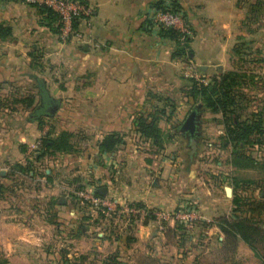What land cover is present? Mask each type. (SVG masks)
I'll return each mask as SVG.
<instances>
[{"label": "crops", "instance_id": "obj_1", "mask_svg": "<svg viewBox=\"0 0 264 264\" xmlns=\"http://www.w3.org/2000/svg\"><path fill=\"white\" fill-rule=\"evenodd\" d=\"M84 1L94 6L89 18L76 23L84 36L66 43L57 40L55 23L34 5L0 1V23L11 26V34L0 37V253L8 264H93L96 250H116L133 264L139 254L178 253L183 246L180 235L190 245L220 244V229L204 227L198 220L230 213L232 200L221 182L225 171L220 160L214 165L199 157L197 130L192 138L172 124L180 126L188 114L187 101L173 95L184 83L183 75L193 70L185 63L179 69L175 40L148 22L156 0ZM177 1L189 24L201 32L190 40L195 64L207 70L216 59L230 57L227 49L233 40L240 50L234 57L259 60L241 70L264 74V0ZM42 90L58 106L41 116V124L22 99L34 95L33 105ZM162 107L165 114L159 112ZM154 111L160 144L133 122L136 114ZM47 130L51 135L69 131L71 148L53 155L30 152ZM107 133L118 140L113 148L101 149ZM177 134L184 137L181 144ZM16 164L28 166L31 174L44 172L26 178L40 186L36 195L46 203L45 212L32 211L27 224L4 220L5 186L15 181ZM86 185L96 191L104 187L105 194L117 195L120 202L138 201L167 213L185 203L183 196L191 191L198 205L196 218L183 221L170 215L165 220L140 217L122 222L87 201L68 197ZM107 218L112 222L108 226ZM103 227L116 238L103 236Z\"/></svg>", "mask_w": 264, "mask_h": 264}, {"label": "rangeland", "instance_id": "obj_2", "mask_svg": "<svg viewBox=\"0 0 264 264\" xmlns=\"http://www.w3.org/2000/svg\"><path fill=\"white\" fill-rule=\"evenodd\" d=\"M165 1H168V0H165ZM169 1H172V0H169ZM23 2L24 4L27 3L26 1H23ZM89 4L91 5L93 9L94 7L93 4L92 3H89ZM181 8H183L182 5H181ZM195 8H196V11H198V8L197 7ZM183 11L185 12L184 8H183ZM186 15L187 13H185V17ZM199 17H202V16L199 15ZM185 20L187 21V19ZM187 23L189 24L188 21ZM190 23L191 25L189 24V26L192 30V35L189 37V42H188L189 49H190V40L194 39L197 34L201 35V32L199 30L198 31L195 30L194 28L195 26L192 24V22ZM56 38L60 43H62V40L59 37V31L56 34ZM214 38L215 37L213 36L212 41L214 40ZM75 40L77 39L75 38ZM177 43L178 42L175 40V47L173 48L174 49L173 51H175L176 47L178 46ZM231 43L233 44L231 45ZM231 43H230V47H228L227 49L228 50L227 53L230 55V57H227L226 59H222V60L216 59L214 63H211L209 65V69L207 70L200 68V64H195L194 60L190 57L191 49L189 51V56L187 55L188 57L186 55L184 56L175 55V57H178L179 69H181V65L183 66L184 65L183 63H185V67L190 69V71L193 70L197 74V77L194 76V79H197L199 82H203V83H211L213 82L214 78L218 79L219 76L222 73H225L226 71L234 70L235 68L239 70H241V68L247 69V68H250L251 65L253 66L257 65L256 63L259 62V60L257 61V59H255V63H253V61L250 58L241 59L239 57L238 58L234 57L237 52H240V50L237 51L238 50V48H236L237 43H234L233 40ZM11 52H12V49H11ZM237 59L239 62L236 61ZM260 59H263V58H260ZM219 62H222L224 64L220 66L215 64ZM241 71H244V70H241ZM247 71H248L247 74H250L253 76L254 82L251 84V81L247 80L248 82L247 86L246 87L244 86L243 88V92L247 95L248 98L245 99L243 97L240 100L242 104H246L243 112H241V117H243L245 113L248 114L250 111H252V109H255V108L257 109L256 111H261L264 113V74L256 72L257 73L256 75L254 72L250 71L249 69ZM207 72L210 73L209 76L206 75ZM184 78H185L184 83L181 82L182 84L180 85V89L176 91V93H174L173 96L180 100L183 99L187 101V105H189L188 112L191 109L197 110V139L196 140H197V143L199 144L198 148L200 149V152H201L200 156L199 155L198 156L200 158H204L205 162H211L214 165H216V162L219 160L222 162V168L225 171V179L222 180L221 182L222 184H225L226 186L231 187V194L227 195L228 200L230 199L232 200V197L235 194H240L241 196L251 195L255 198H259L264 193V121L262 122L259 130H256L255 132L251 133L250 142L239 144V143L232 141L229 138L228 133H227V126H226V123L224 122V115L220 111L215 110L211 108L210 106H207L203 102L202 96L199 93H197L195 97H193V95L191 94L192 79H190L192 78V76H189L188 74L183 75V79ZM232 93L234 94L235 99L236 98L239 99L234 89L232 90ZM24 94H21V95H24ZM236 109L239 112V109L238 108ZM234 114L235 112L233 111L229 115L234 117ZM45 124L49 125L48 122H45ZM172 124L175 125V127L177 128L180 127L179 126L180 123L178 122H176L175 124L174 123ZM40 127L42 128V126ZM218 128L222 129V132L219 134L217 133ZM55 134H52V135H55ZM177 136H178L177 139H179V142L181 144L182 140H184V137L182 138V135L180 134H177ZM41 139L42 138H40L38 142L36 141L34 142V145L31 146L30 152L41 150ZM71 139L73 141L74 137L72 136ZM234 146L237 147L239 151H241V153L244 154V156H241V158H239V166H234L232 163V160H233L232 149L234 148ZM16 174L17 175L13 176L14 179L16 178L15 181L14 182L11 181L8 186H5L7 190L4 187V190H6V192L4 191L6 193L5 195L6 197L5 196L4 197L8 201L7 203L8 205L5 206L3 209L5 211L4 220L6 221L11 220L13 222L18 221V222L27 224L28 221L31 220L30 213H33L32 211H35V213L45 212L46 203L41 200L42 196L40 197L39 195H36V191L38 190V188H40V186H38L36 182L34 181L31 183L27 182L28 180L26 178L30 176H35V175L37 177H40L42 176V174H44V172L42 171V169H37L36 173L34 172V174H31L30 172L24 171V169L22 168L20 170L18 169ZM85 188H93V187L90 185H86ZM76 190L77 189H75L71 194L69 193L68 197L70 198L71 196L73 200H76L77 202H79V200L84 201L82 197H80L75 192ZM192 193L193 192L190 191L186 193L187 195L183 197H184V200L186 201L185 203L190 202L195 206V209H197L198 205L196 203V195H192ZM11 199L14 202L13 201L11 202ZM73 200H70L69 202H67V204H69V207L74 206ZM133 202L139 203L138 201H133ZM117 205L118 207H120L119 203H117ZM180 206L181 204L176 206L173 209L172 213L175 210L179 209ZM233 207L234 206L232 204L230 213H224V214L225 215L232 214L231 210ZM93 208L98 211H102L103 213L112 214V216L115 217L117 220H120V221L123 220L122 222H124V218L125 220L128 218L125 215L126 213L124 212H121V213L112 212L111 213V211L108 212L105 209L104 210L101 209V207L93 206ZM147 213H150L151 216L150 214H147L144 218H147L149 216L155 218V216L153 215V212H151V209ZM220 215H223V214H219L213 217L212 219H199L198 221L204 227L209 226V225H216L217 218ZM137 216L138 215L136 216L130 215L129 218L138 219L139 217ZM255 217L257 219H260V221L263 222L262 227H264V213H262L261 215H255ZM107 219H108L107 220V226H108V224H111L112 222L109 220V218ZM161 220H165V219H161ZM108 221H110L111 223L110 222L108 223ZM121 225H123V223H121ZM184 228L185 227H183L182 229ZM107 230H108L107 228L106 229L104 228L102 230L101 233H103L102 234L103 236L110 233V231H107ZM111 232L114 233V231H111ZM111 236L116 238L115 234H111ZM181 236L182 235H180L177 239H179L178 240L179 243L182 240L183 246H182V249H180L178 253L174 254V251L171 252L169 250V251H163L159 255L158 254L153 255L154 258H157L156 261H158L157 262L158 264H213V262L215 261H220L219 253L220 251H222V249H221L220 244H218L216 241H215V244L208 242L207 244L196 243L194 245H190L186 242L187 237H181ZM195 238L197 239L198 237H195ZM186 245H189L191 247L186 246ZM144 256H145L144 254L136 255L133 258L134 260H132V263L138 264V261H141L142 260L141 258H143ZM0 257H1V253H0ZM112 257H113V260H112ZM90 261H93L94 262L93 264H106L105 261H110V262L112 261V263L116 261H121V264H127L126 262L127 261L130 262V259H128V257H126L125 254H122L116 250H114L112 253L108 252L106 254H102L99 252V250H96L95 255H93V258ZM226 264H259V258L253 255L248 250L247 247L241 246V248L236 253H233V254L228 253V259L226 261Z\"/></svg>", "mask_w": 264, "mask_h": 264}, {"label": "trees", "instance_id": "obj_3", "mask_svg": "<svg viewBox=\"0 0 264 264\" xmlns=\"http://www.w3.org/2000/svg\"><path fill=\"white\" fill-rule=\"evenodd\" d=\"M0 1L4 2L6 0ZM170 2L172 9L181 10L185 16L183 8H181V5L177 0H172ZM164 3L165 0H156L153 2V6L163 7ZM29 4L34 5L41 12L46 13V17L55 23V26L53 25L54 32L57 33L59 31L58 18L52 10L41 5L32 3ZM148 22L152 25L150 21ZM157 29L160 33L164 35L166 34L178 42V46L173 52L174 55L189 56L190 49L186 51L185 45L180 44L178 41V35L173 28L162 26ZM10 34L11 26L5 23H0V37H6ZM188 42L186 43V46H188ZM190 79H192L191 94L193 97L199 93L202 96L203 102L207 106L220 111L224 115V122L227 126L229 138L239 144L250 142L251 133L259 130L262 122L264 121V113L261 111H256V108L252 109V111H250L248 114L245 113V115L241 117V112H243L246 104H242L240 100L243 97L245 99L248 98L243 92V88L244 86H247V80H250L251 84L254 82L253 76L247 74L246 72L234 69L222 73L218 79L214 78L213 82L211 83L199 82L193 77ZM43 86L44 85L40 84V90L41 88H44ZM233 89L235 90V93H237L239 99L234 98V94L232 93ZM43 93V90L42 92H39V100L33 105L32 102L34 95L27 94L22 99L23 102L31 106L35 118H38L39 123L41 124L43 122L41 120V116L43 114H52L42 111L45 104L47 103V97ZM236 108L239 109V112ZM165 109L166 107H162L159 112L165 113ZM233 111L235 112L234 117L229 115ZM134 118L136 129L140 133L150 135L156 144H160L162 142L156 111L148 112L147 116H143V113H138ZM70 135L71 133L67 130L60 131L55 135H51V130L48 131V133L41 137V150L39 154L53 155L58 150L64 151L71 148L69 143ZM117 140L118 139L115 137L114 133H107L100 141V148L111 149L115 146L114 144ZM232 153L233 165L239 166V158L244 156V154L241 153V151H239V149L235 146L232 149ZM16 166H18L19 169L23 168L24 171L29 172V168H27L28 166H22L21 164H16ZM232 204L234 206L231 210L232 214H223L217 218L216 225L223 233V237L220 242L222 251L219 253L220 261H215L213 264H226L228 253H236L241 248V246L247 247L253 255L258 257L259 264H264V227H262L263 222L255 217V215H261L264 213V193L259 198H255L251 195L241 196L240 194H235L232 197ZM141 259V261H138V264H158V261H156L157 258H154L152 255H145ZM105 262L106 264H121V261H116L114 263H112V261ZM0 264H7V259L3 253H1Z\"/></svg>", "mask_w": 264, "mask_h": 264}, {"label": "built area", "instance_id": "obj_4", "mask_svg": "<svg viewBox=\"0 0 264 264\" xmlns=\"http://www.w3.org/2000/svg\"><path fill=\"white\" fill-rule=\"evenodd\" d=\"M27 3L41 5L52 10L58 18L59 23V37L62 43H66L72 39H82L84 34L77 27V22L80 18H89L92 14L91 5L84 0H22ZM185 16L181 10L172 9L171 2L165 1L163 7L152 6L148 20L152 23L155 28L159 27H171L175 30L178 35V41L181 45H185V50L188 51L189 47L186 46L189 37L192 35V30L185 20ZM194 78L197 74L192 71L189 73ZM197 80V79H196ZM84 201L89 202L92 206L101 207L108 212H114L119 210L120 212L126 213L128 217L126 220H130V215L137 217H145L148 211L151 209L153 215L161 220L167 219L170 215L183 220H193L196 218L195 206L190 203H183L179 209L173 213L163 212L159 209L151 208L146 204H139L133 201H118V197L115 194H100L94 188H80L75 191ZM117 203L120 204L118 207ZM160 229L163 227L160 222ZM163 229V228H162Z\"/></svg>", "mask_w": 264, "mask_h": 264}, {"label": "water", "instance_id": "obj_5", "mask_svg": "<svg viewBox=\"0 0 264 264\" xmlns=\"http://www.w3.org/2000/svg\"><path fill=\"white\" fill-rule=\"evenodd\" d=\"M46 102L47 103L45 104L42 111L46 112V113H53L58 106V102L51 97H47ZM180 127L183 131L189 133V135L192 138L195 136V133L197 130V110L196 109H191L188 112L185 119L181 123ZM104 190H105L104 187L98 188V192L100 194H105ZM225 191H226L227 195H230L231 194V187L226 186Z\"/></svg>", "mask_w": 264, "mask_h": 264}]
</instances>
